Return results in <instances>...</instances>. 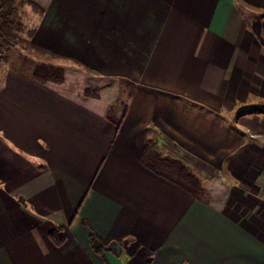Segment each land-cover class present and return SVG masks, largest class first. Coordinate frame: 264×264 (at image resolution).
I'll use <instances>...</instances> for the list:
<instances>
[{
  "label": "crops",
  "instance_id": "0c3cea01",
  "mask_svg": "<svg viewBox=\"0 0 264 264\" xmlns=\"http://www.w3.org/2000/svg\"><path fill=\"white\" fill-rule=\"evenodd\" d=\"M19 13L21 41L0 38V264H264V0ZM152 143L205 191L152 170Z\"/></svg>",
  "mask_w": 264,
  "mask_h": 264
},
{
  "label": "trees",
  "instance_id": "16d2710c",
  "mask_svg": "<svg viewBox=\"0 0 264 264\" xmlns=\"http://www.w3.org/2000/svg\"><path fill=\"white\" fill-rule=\"evenodd\" d=\"M21 0H0V38L10 47L17 41V36L11 33L15 29L16 23L19 21V10ZM41 78L56 77L55 71L61 66L53 64H42L40 66ZM88 93H98L96 89L88 87ZM142 160L155 172L162 176L182 184L194 194H201L205 191V187L201 183V177L197 171L190 167L187 163L172 154L165 153L161 147L152 143L149 149L143 154ZM51 238L57 243L62 244L66 241L67 236L62 227H56L50 231ZM91 246L99 252L109 247L108 240L99 236L91 235Z\"/></svg>",
  "mask_w": 264,
  "mask_h": 264
},
{
  "label": "rangeland",
  "instance_id": "374dc122",
  "mask_svg": "<svg viewBox=\"0 0 264 264\" xmlns=\"http://www.w3.org/2000/svg\"><path fill=\"white\" fill-rule=\"evenodd\" d=\"M19 21L16 23V25H15V29H12L11 30V33H13L14 32V34L17 36V39H15L16 41H21V39H20V36H19V34H20V32H21V28H22V26H23V24H22V22H21V20H20V13H19ZM27 17V16H26ZM19 28V29H18ZM13 47H15L16 49H17V52L19 53V54H21V53H25V52H27L28 51V44H26L25 42H23V44L22 45H16V46H13ZM16 52V51H15ZM16 52V55H19L18 53ZM28 53V52H27ZM57 73H58V69L55 71V74L54 75H57Z\"/></svg>",
  "mask_w": 264,
  "mask_h": 264
},
{
  "label": "water",
  "instance_id": "95a60500",
  "mask_svg": "<svg viewBox=\"0 0 264 264\" xmlns=\"http://www.w3.org/2000/svg\"><path fill=\"white\" fill-rule=\"evenodd\" d=\"M117 254L121 252L122 250V245L119 241L117 240H113L112 242H110L109 245Z\"/></svg>",
  "mask_w": 264,
  "mask_h": 264
}]
</instances>
